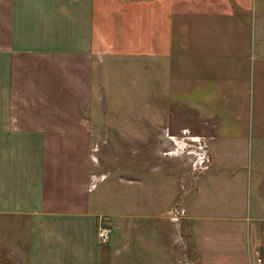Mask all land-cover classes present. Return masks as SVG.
<instances>
[{
  "label": "crops",
  "instance_id": "crops-1",
  "mask_svg": "<svg viewBox=\"0 0 264 264\" xmlns=\"http://www.w3.org/2000/svg\"><path fill=\"white\" fill-rule=\"evenodd\" d=\"M106 55L163 59L173 99L215 122L185 204L194 264H264V0H0V242L114 264L88 114Z\"/></svg>",
  "mask_w": 264,
  "mask_h": 264
},
{
  "label": "rangeland",
  "instance_id": "rangeland-1",
  "mask_svg": "<svg viewBox=\"0 0 264 264\" xmlns=\"http://www.w3.org/2000/svg\"><path fill=\"white\" fill-rule=\"evenodd\" d=\"M165 64L106 55L95 70L88 106L92 206L113 228L114 264L196 262L187 251L186 212L178 220L164 212L175 202L185 207L193 195L215 122L173 99ZM6 220L0 223L10 233ZM0 264L26 260L0 242Z\"/></svg>",
  "mask_w": 264,
  "mask_h": 264
},
{
  "label": "built area",
  "instance_id": "built-area-1",
  "mask_svg": "<svg viewBox=\"0 0 264 264\" xmlns=\"http://www.w3.org/2000/svg\"><path fill=\"white\" fill-rule=\"evenodd\" d=\"M203 157L204 158L202 159V161L204 160L208 161V163L205 165V168H207L209 165L208 153L204 154ZM164 214L167 215L171 220H178L180 217H183L185 215V207L181 203L175 202L173 205H171L168 209L165 210ZM111 234H112V226L109 223L105 222L104 220H101L99 226L97 227V232H96L98 241L100 243L108 242L111 237ZM189 263L190 260H185L181 264H189ZM257 264H262L260 258L258 259Z\"/></svg>",
  "mask_w": 264,
  "mask_h": 264
}]
</instances>
